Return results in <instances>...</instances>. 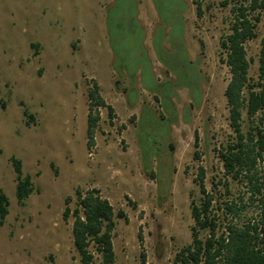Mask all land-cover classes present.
I'll return each instance as SVG.
<instances>
[{
    "label": "rangeland",
    "instance_id": "obj_1",
    "mask_svg": "<svg viewBox=\"0 0 264 264\" xmlns=\"http://www.w3.org/2000/svg\"><path fill=\"white\" fill-rule=\"evenodd\" d=\"M138 1L0 0V191L8 199L0 264H80L73 217L64 221L62 211L67 196L73 209L75 190L92 187L115 213L111 264H140L141 251L149 264H175L176 252L191 242L198 167L204 168L207 189L224 180L218 150L234 133L219 39L229 31L230 5L202 0L197 17L195 0H183L184 12L181 0H155L151 7L166 32L155 30L150 52V35L135 21ZM255 30L245 43L253 80L264 10ZM196 57L202 95L192 107L186 83L195 85L198 70L187 61ZM93 81L113 113L99 108L89 147L87 90ZM152 93L161 102L171 98L176 121L170 126L168 115L163 121L148 116V105L156 116L161 109ZM247 122L243 110L244 131ZM12 156L31 181L22 202L15 196ZM225 179L231 195L243 193L240 182ZM217 189L223 193V184ZM90 250L98 263L100 255Z\"/></svg>",
    "mask_w": 264,
    "mask_h": 264
},
{
    "label": "trees",
    "instance_id": "obj_2",
    "mask_svg": "<svg viewBox=\"0 0 264 264\" xmlns=\"http://www.w3.org/2000/svg\"><path fill=\"white\" fill-rule=\"evenodd\" d=\"M151 1L155 6L156 1ZM181 1L184 12L186 3ZM201 1H194L197 17L202 14ZM221 4L230 5L229 31L220 37L219 49L220 60L229 72L223 94L228 109L229 126L234 137L218 150L223 181L219 178L207 189L204 168L199 166L197 169L195 181L198 184L200 199L198 202L190 201L191 242L176 252L175 264H264V32L259 40L256 80L249 76L250 59L245 47V43L257 35L255 28L264 10V0H223ZM187 62L194 64L198 70L195 85L186 83L189 105L198 107L203 81L199 57ZM87 99L86 135L87 145L90 147L100 119L99 108H106L109 117H112L113 108L100 95L96 81L88 87ZM154 99L161 106L159 115L156 116V111L148 105V116L163 121L165 115H168L170 126L176 121L171 98L167 102H161L160 97L155 94ZM134 103L135 101H128L130 107H133ZM243 110L248 121L245 131L242 129ZM194 157L198 158L196 151ZM10 159L17 181L15 196L18 202H22L32 191L30 177L22 176L19 159L13 156ZM145 172L154 178L153 171ZM226 177L240 182L244 186L243 193L231 195ZM221 183L223 193L217 189ZM75 198L73 209L68 205L71 197L65 198L62 219L67 221L70 215L73 217L71 230L79 263L111 264L114 260L112 230L115 215L112 205L94 187L85 191L77 188ZM7 207L8 199L0 191V224L8 213ZM116 215L123 217L124 214L118 210ZM137 236L141 243V231H138ZM91 246L100 255L98 263L94 261ZM139 259L140 264H149L144 251L140 252Z\"/></svg>",
    "mask_w": 264,
    "mask_h": 264
},
{
    "label": "crops",
    "instance_id": "obj_3",
    "mask_svg": "<svg viewBox=\"0 0 264 264\" xmlns=\"http://www.w3.org/2000/svg\"><path fill=\"white\" fill-rule=\"evenodd\" d=\"M151 4L153 5L152 1H150V0H139L137 2V12H136L137 16L135 18V21H136V23H138L139 26H141L145 29V35H150V42H149V46H148V51L153 52V39L155 37V35H153V34H154L155 30L157 28L161 27L162 30L164 32H166L165 31L166 27H163V25H162V23L158 17L157 12L155 11V9L154 10L152 9ZM182 17H183V14H182ZM164 35H166V34H164ZM181 38L183 39V35H181ZM117 83H119V81H117ZM99 93L102 96L100 88H99ZM155 94L156 93H152L153 99H154Z\"/></svg>",
    "mask_w": 264,
    "mask_h": 264
}]
</instances>
